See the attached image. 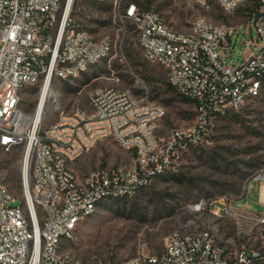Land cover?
<instances>
[{
  "label": "built area",
  "instance_id": "obj_1",
  "mask_svg": "<svg viewBox=\"0 0 264 264\" xmlns=\"http://www.w3.org/2000/svg\"><path fill=\"white\" fill-rule=\"evenodd\" d=\"M233 12L244 0H197ZM74 0H0V145L21 147L27 157L23 200L0 182V264H256L263 241L232 248L208 226L174 230L159 252L124 259L73 260L63 251L81 223L106 200L135 195L180 155L203 143L214 119L238 111L260 94L264 79V0L246 23L243 40L253 50L229 62L241 27L195 19L187 30L169 25L161 11L130 4L124 16L135 23L144 56L165 67L169 83L193 99L195 120L163 132L166 107L137 98L130 89L107 86L91 96L90 108L65 111L46 129L41 114L20 107L22 89L55 78H76L112 50L109 38L95 39L72 19ZM230 51V53H229ZM103 139H113L133 156L127 165L98 168L79 180L73 164ZM24 173V172H23ZM17 201H20L17 204ZM226 210H228L226 208ZM220 215V209L214 210ZM264 225V217L260 219Z\"/></svg>",
  "mask_w": 264,
  "mask_h": 264
},
{
  "label": "rangeland",
  "instance_id": "obj_2",
  "mask_svg": "<svg viewBox=\"0 0 264 264\" xmlns=\"http://www.w3.org/2000/svg\"><path fill=\"white\" fill-rule=\"evenodd\" d=\"M133 3L140 9L161 11L167 23L179 30L189 29L202 16L214 23L242 26L237 44L230 48L233 53L229 62L241 61L240 52L255 48L253 44L248 47L246 42L241 43L242 38L256 36L253 30L247 37L244 34L254 0H244L233 12H225L216 3L197 0H74L73 21L95 39L109 38L113 47L109 55L78 77L52 81L43 130L56 122L57 106L65 111L75 107L89 109L91 96L107 86L127 88L137 98L163 104V132L195 120L194 102L170 89L165 67L144 56L137 27L124 16L127 6ZM40 91V84L26 85L20 95L21 109L33 113ZM132 156V151L115 140L103 139L73 168L82 180L98 168L127 165ZM23 175L21 147L7 150L0 145V182L22 200ZM263 184L264 81L259 95L238 111L218 115L203 143L183 152L149 185L131 197L102 203L78 227L75 240L65 242L62 248L73 260H118L159 252L164 237L174 230L192 232L208 226L228 240L233 249L247 243L249 237L253 245L259 246L264 229L260 223L264 217ZM216 209H220V215L214 213Z\"/></svg>",
  "mask_w": 264,
  "mask_h": 264
},
{
  "label": "bare ground",
  "instance_id": "obj_3",
  "mask_svg": "<svg viewBox=\"0 0 264 264\" xmlns=\"http://www.w3.org/2000/svg\"><path fill=\"white\" fill-rule=\"evenodd\" d=\"M50 85H48V83L45 84V86L42 87L41 91H40V97H39V102L36 106L35 111L37 110V113L41 114V110H42V105L45 99V96H47L48 91H49ZM28 169V160L26 156H23V172L26 175ZM199 208V207H198Z\"/></svg>",
  "mask_w": 264,
  "mask_h": 264
},
{
  "label": "trees",
  "instance_id": "obj_4",
  "mask_svg": "<svg viewBox=\"0 0 264 264\" xmlns=\"http://www.w3.org/2000/svg\"><path fill=\"white\" fill-rule=\"evenodd\" d=\"M254 1H255V5H256L257 0H254ZM254 7H255V6H254ZM254 7H253V9H254ZM252 11H253V10H252ZM263 81H264V79H263ZM168 86H169L170 89H173L174 91L177 92V90L175 89V87H173V85H171L170 83H168ZM177 94L180 95V96H181L182 98H184V99H188V100H191L192 102H194L193 99H190V98H188V97H185V96L181 95V94L178 93V92H177Z\"/></svg>",
  "mask_w": 264,
  "mask_h": 264
},
{
  "label": "crops",
  "instance_id": "obj_5",
  "mask_svg": "<svg viewBox=\"0 0 264 264\" xmlns=\"http://www.w3.org/2000/svg\"><path fill=\"white\" fill-rule=\"evenodd\" d=\"M262 189H264V184L262 185V187H261V190ZM258 194H259V196L261 195V193H260V190L258 191ZM260 199H261V197H260ZM264 200V199H263Z\"/></svg>",
  "mask_w": 264,
  "mask_h": 264
}]
</instances>
